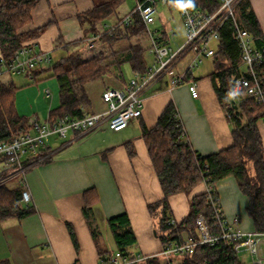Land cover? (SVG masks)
<instances>
[{"label": "crops", "instance_id": "1", "mask_svg": "<svg viewBox=\"0 0 264 264\" xmlns=\"http://www.w3.org/2000/svg\"><path fill=\"white\" fill-rule=\"evenodd\" d=\"M107 1L39 0L32 9L31 21L22 30L43 27L31 40L32 44L52 55H63L69 48L90 44L91 34L86 33L89 22L86 18L82 22L79 16ZM249 2L264 33V0ZM120 6L115 15L98 24V29H105L123 17L119 15ZM82 39L84 42L80 43ZM68 43L74 44L65 47ZM179 62L170 75L187 66L186 63L177 67ZM211 72L207 76L196 75L194 69L188 72L186 80L195 81L199 88L196 98L187 84L169 90L168 77L157 82L145 93L142 114L121 131L102 124L85 134L71 132L66 139L52 136L46 149L49 159L29 164L21 176L15 167L0 165L2 180L15 181L10 186L26 181L32 198L28 204L22 203L33 207L25 217L0 219V263L100 264V249L108 252L117 249L107 220L124 212L129 215L137 237L131 249L142 255L158 254L163 246L156 231L158 220L151 215L148 205L160 200L163 190L150 160L143 126L152 127L165 105L173 100L194 150L206 155L231 146L234 139L230 114L218 98ZM13 76H21L23 80L18 84L15 99L21 115L46 119L49 112L59 106L60 88L55 78L32 82L24 75ZM13 76L5 80L14 82ZM127 80L105 75L87 82L84 85L87 100L82 105L84 114L105 111L103 91L122 87ZM219 83L217 77L215 84ZM258 126L264 145V118ZM128 143L132 144L133 154L128 151ZM215 185L224 213L230 217L239 215L242 227L253 229V221L246 211L248 198L240 190L236 178L229 175ZM90 188L97 193L91 218L98 231L97 237L84 214V192ZM204 190L205 183L201 182L189 194L171 195V218L181 222L189 211L191 197ZM68 224L75 232L77 245Z\"/></svg>", "mask_w": 264, "mask_h": 264}, {"label": "trees", "instance_id": "2", "mask_svg": "<svg viewBox=\"0 0 264 264\" xmlns=\"http://www.w3.org/2000/svg\"><path fill=\"white\" fill-rule=\"evenodd\" d=\"M39 0H0V54L11 58L14 52L25 45L32 44L44 29L22 30L31 21L32 9ZM123 0H109L96 5L92 10L80 15L84 22H89L86 33L101 32L98 24L105 18L115 15ZM207 11H214L217 0H194ZM238 20L243 27L249 29L257 44L264 42V33L249 0H240L237 5ZM121 18L117 20L120 21ZM93 45L84 51L83 47L67 49L66 53L55 57L53 63L46 68L34 72V80L56 77L59 83L60 104L49 112V120L69 113L73 116L84 114L82 105L87 97L84 85L105 75H113L124 79L122 66L128 64L132 73L142 72L147 67L146 50L143 40L147 38L146 28L139 13H134L132 21L127 25H118L111 31L104 29ZM84 42L83 39L80 43ZM78 43V42H75ZM68 43L65 47H69ZM82 46V44H81ZM241 46L235 37V24L227 20L222 28L217 50L212 56L214 70L210 73L214 88L222 105L228 110L232 122L234 142L227 148L210 154H202L190 145L186 131L173 100H170L158 116L152 127L143 126V137L151 157L155 174L160 181L163 196L150 203L148 208L157 218V234L162 245L169 240H179L185 236L199 238L196 218L200 213L207 215L211 224V207L204 192L190 199L187 215L181 222L169 223L171 206L169 198L176 193L189 194L203 181L216 184L217 181L233 175L240 190L247 196L246 211L253 221L254 228L264 231V145L258 122L264 118V102L258 103L253 97L244 96L239 102H229L230 87L241 67ZM255 72L261 77L264 87V62L255 66ZM220 79V86L215 84ZM74 83H78L74 87ZM18 86L13 81H0V142L28 130V116L21 115L16 108V91ZM130 154L134 153L131 143L127 144ZM46 156L42 161L48 160ZM25 187L22 181L10 186L0 177V219L22 218L33 211L30 205L22 203ZM84 214L92 227L94 236L98 231L93 226V205L97 200L94 188L85 190ZM108 225L113 234L118 251L134 257L131 247L137 243L127 213H120L108 218ZM71 235L77 245L75 232L68 224ZM109 254L100 249V256ZM179 264H247L243 262L234 248L219 241L216 244H201L193 252L175 256ZM0 264H9L2 261ZM134 264H165L164 258L152 255L146 260Z\"/></svg>", "mask_w": 264, "mask_h": 264}, {"label": "built area", "instance_id": "3", "mask_svg": "<svg viewBox=\"0 0 264 264\" xmlns=\"http://www.w3.org/2000/svg\"><path fill=\"white\" fill-rule=\"evenodd\" d=\"M217 1L218 7L210 12L194 0H136L131 12L105 29L113 31L118 25L130 24L133 14L139 13L149 40L147 50L153 57L150 63L147 61L146 69L134 72L124 86L109 87L103 91L102 98L107 104L105 111L85 113L82 116L66 113L54 121L49 120V116L40 119L36 115H30L26 132L0 142V165L5 168L15 167L23 175L29 164L46 158V149L52 136L66 139L71 132L85 134L102 124L121 131L131 120L142 114L146 91L166 77L169 90L187 84L191 95L198 97V85L195 81H187V74L204 58L215 54L221 28L227 20H232L235 24V37L241 46V67L245 66L244 69L240 67L234 77L229 102L237 103L244 96H250L258 103H263L264 87L261 77L255 72V66L264 62V42L257 44L253 33L238 20L236 8L240 0ZM161 8L177 9L181 14L185 41L176 48L170 44L176 34L171 33L162 24ZM100 35V32L91 34V45ZM188 53H193V57L185 69L170 75L177 62ZM52 63L50 52L37 49L34 44L25 45L18 48L9 59L0 54V81H5L4 76L13 75H24L32 81L37 69L49 67ZM77 84L74 83V87H77ZM203 182L213 224L207 215L200 213L196 218L199 238L193 240L185 236L179 240H169L158 254L153 255L163 257L165 264H179L180 261L175 256L193 252L198 245H213L222 240L231 245L236 253L244 256L241 259L243 262L247 263L246 260L249 259L250 264H264V231L255 228L244 229L239 215L227 216L223 211L216 185L207 180ZM22 185L25 187L22 201L28 204L32 196L27 190L25 180ZM169 223L175 224L176 221L171 218ZM150 256L152 255L136 253L134 257H130L116 250L106 256H100V264H134Z\"/></svg>", "mask_w": 264, "mask_h": 264}, {"label": "rangeland", "instance_id": "4", "mask_svg": "<svg viewBox=\"0 0 264 264\" xmlns=\"http://www.w3.org/2000/svg\"><path fill=\"white\" fill-rule=\"evenodd\" d=\"M135 5H136V0H123L121 6L119 8L120 17L122 15L124 16L125 14L129 13V11L131 12L132 9H134ZM160 11L162 13L161 14L162 22H163L162 24L165 25V27L171 33L175 32V34H176L175 37L173 38V40L170 42V44L176 48L178 45L182 44L185 41V28L183 25L181 14H180L179 10H177V9L169 10L167 8H161ZM103 28L100 29L101 32H102V30H104ZM143 44H144V46L148 47L149 40L147 38L144 39ZM82 47L85 48V49H83L84 51L86 50V48H88V46H86V45L85 46L82 45ZM52 57L54 59L55 57H58V54L55 53L52 55ZM192 57H193V53H188V54L184 55L180 59L179 65L177 67H179L180 65H184L186 63L188 64L191 61ZM146 58H147V61L149 63L153 59L152 55L148 53V50H146ZM177 67L175 69H177ZM213 70H214L213 58L210 57V58L203 59V61H201L199 63V65L194 69V72L196 75L200 74L202 76L203 75L207 76L208 73L213 71ZM122 71L124 74V79H130V77L132 75V71H131L128 64H124L122 66ZM7 77L8 76H4L5 79H7ZM53 78H55V80L58 82L56 77H53ZM12 79L14 80V82L16 83L17 86L20 82L23 81L21 76H13ZM49 79H50V77H49ZM27 84L23 83V85H27ZM18 88H19V86H18ZM21 175H22L21 173H20V175L18 174V176H21ZM18 176H16V177H18ZM14 178H15V176H14ZM3 181L6 182V180H3ZM13 182L15 183L14 180L7 181V184L13 185L14 184ZM240 257H241V259L244 258V256H242V255H240ZM246 262L250 264L249 259H247Z\"/></svg>", "mask_w": 264, "mask_h": 264}]
</instances>
